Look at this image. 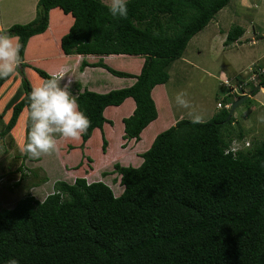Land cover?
<instances>
[{"label": "trees", "instance_id": "obj_1", "mask_svg": "<svg viewBox=\"0 0 264 264\" xmlns=\"http://www.w3.org/2000/svg\"><path fill=\"white\" fill-rule=\"evenodd\" d=\"M229 1L127 0L128 16L122 19L113 18L102 0H38L32 21L5 29L19 37L23 63L16 74L0 78V98L9 79L20 78L18 94L10 90L0 100L2 136L22 134L26 143L31 89L49 79L65 56L81 54L94 57L84 58L80 69L100 67L135 81L104 93L84 88L73 96L91 120L81 141L64 144L82 154L73 168L84 174L92 169L83 167V158L93 161L83 150L97 130L105 152V128L115 124L108 110L120 114L123 145L140 140L143 131L151 141L139 154L140 164L113 163L119 178L112 182L118 180L121 189L76 176L55 181L43 199L28 192L12 207L0 208V264L13 258L19 264H264V139L251 148L244 141L235 160L224 155L236 141L228 130L235 121L233 112L227 119L230 106L245 94L249 99L256 86L264 88V75L256 86L246 84L250 93H231L224 85V97L218 100L222 106H215L204 124L180 118L162 126L165 103L157 104L171 63ZM243 33L235 25L224 44L239 41ZM117 59H128L133 69L111 67L108 62ZM39 60L46 66L37 65ZM127 100L134 103L130 113ZM237 137L242 141V132ZM22 167L12 186L28 176ZM47 180L32 182L30 188Z\"/></svg>", "mask_w": 264, "mask_h": 264}, {"label": "rangeland", "instance_id": "obj_2", "mask_svg": "<svg viewBox=\"0 0 264 264\" xmlns=\"http://www.w3.org/2000/svg\"><path fill=\"white\" fill-rule=\"evenodd\" d=\"M37 1L0 0V28L7 29L13 24H26L32 21L36 15ZM102 1L106 4L109 3V0ZM235 25L242 26L244 33L239 41L226 46L224 44L226 33ZM59 29L60 27L56 31L59 32ZM75 59L65 56V61L61 65H66L68 62L70 66H73ZM108 63L113 68L133 69L128 59H117ZM36 64L46 66L47 63L39 60ZM252 64L255 68L257 65H264V0H230L202 30L189 40L182 57L174 60L169 66V79L163 85L166 100L164 101L165 104L161 106L163 111L159 115L160 119L167 121L165 127L172 125L180 118L191 119L188 109L176 105L175 96L177 93L187 91L188 97L193 103L194 111L208 120L217 111L216 102L224 97L226 88L223 82L229 80L231 84H234L239 82L240 78H246L248 68ZM230 68L239 70L234 75L240 74L234 77ZM58 70L59 68L54 71ZM71 70L72 67H68L64 72L66 77H70L69 74L74 75L71 77L73 78L70 85L72 88L82 82L93 84L97 79L106 83L105 86L99 88L117 89L123 86V82L119 81L120 78L114 77L105 69L99 73L89 72L82 79L75 75L76 69ZM62 81L61 87H63ZM19 84L18 74L16 78L15 76L14 79L10 78L8 87L0 100L5 99L10 90L16 91ZM252 84L257 85L256 82H252ZM249 91L250 87L247 85L245 93H250ZM70 93L75 95L76 91ZM15 94L18 92L16 91ZM157 102L161 105L158 100ZM248 108L251 109L250 113L244 115ZM165 113H168L170 118L165 117ZM107 114L111 116L109 118L115 120L114 126H106L105 128L108 147L103 153L100 130L95 131L92 135L93 138L83 150V154L93 159L89 163L86 158H83V167L93 165L87 174H84L83 170L80 172L73 168L82 155L79 148L70 151L64 145L65 143L79 142L81 139L67 140L59 137L57 138V151L55 153L41 156L39 159H30L27 155L23 157L24 154L20 152V146L23 145L22 134L18 138L15 134L10 136L0 134V208L12 207L20 197L28 192L39 199H43L48 192L53 190L55 181H73L76 176L84 175L89 182L103 180L115 191L121 189L118 180L116 183L112 182L114 177L119 178L115 172H112L113 163L119 162L122 165L132 166L140 164L141 157L139 154L148 148L151 137L146 142V136L142 133L140 142L131 140L123 145L124 140L121 139L120 134V114L113 110H108ZM232 116L235 121L228 126V130L232 133L231 139L234 138L233 140L240 142L242 147L246 146L244 141H248L249 147L247 148H251L255 143L263 140L264 123H260L258 117L264 116V88H259L254 95L249 94V99L243 100L235 107ZM1 128L2 124H0V131ZM221 131L225 137V129L222 128ZM239 132L243 134L242 141H239L240 139L237 137ZM59 145L61 150H58ZM21 165L28 176L20 180L23 182L20 186H12L14 181L20 177L17 167ZM28 168L35 171L37 176L35 177ZM103 172H107V174L103 175ZM45 177L48 179L47 182L30 188V183L41 181Z\"/></svg>", "mask_w": 264, "mask_h": 264}, {"label": "clouds", "instance_id": "obj_3", "mask_svg": "<svg viewBox=\"0 0 264 264\" xmlns=\"http://www.w3.org/2000/svg\"><path fill=\"white\" fill-rule=\"evenodd\" d=\"M107 7L113 18L126 19L128 16L127 0H109ZM21 48L19 37L0 28V78L9 77L23 63ZM65 74V72L50 73L49 79L33 87L28 94L31 128L26 143L20 146V152L30 159H39L41 156L55 153L57 137L79 140L91 127V120L79 110L77 100L68 90L72 81L69 80L61 87ZM175 103L178 107L189 110L194 125L207 122L201 114L194 111L187 91L177 93ZM258 121L264 123V116L258 117ZM242 150L240 142L233 141V144L224 151V155H231L235 160L236 154ZM8 264H19V262L13 258Z\"/></svg>", "mask_w": 264, "mask_h": 264}, {"label": "crops", "instance_id": "obj_4", "mask_svg": "<svg viewBox=\"0 0 264 264\" xmlns=\"http://www.w3.org/2000/svg\"><path fill=\"white\" fill-rule=\"evenodd\" d=\"M240 39V38H239ZM92 57H94V56H92V55H81V54H72V55H69V58H76L75 60H73L74 62V64H73V66L71 65H69L68 64V62L66 63V65L64 64V65H60V66H58V67H55V68H52L51 70H50V73H60V72H64V70H66V69H68V67H72V70L71 71H73L74 69H76V73H75V75L79 78H83V77H85L89 72H96V73H99V72H101L104 68H100V67H90V66H85L84 68H82V69H80V63H81V61L84 59V58H92ZM90 60V59H89ZM59 68V70L58 71H54L55 69H58ZM231 69V72H233V75H234V73H237L239 70H235L234 68H230ZM54 72H53V71ZM107 71V70H106ZM70 75V77H66V76H64V78L62 79L63 81H62V83H63V86H64V84L65 83H67L69 80H71L72 81V79L73 78H71L72 76H74L73 74H72V76H71V74H69ZM114 76V75H113ZM114 77H117V76H114ZM70 78V79H69ZM118 78H120V82H123L122 83V87H126V86H130L131 84H133L134 83V81H135V79L134 78H121V77H118ZM84 81V80H83ZM80 83V82H79ZM88 85H91V86H88ZM106 85V83H104L103 81H101V80H95L94 82H93V84H90V82L88 83V84H86V83H84V82H82V83H80V85L78 84V85H76V86H73V88L72 87H69V89L68 90H70L69 92H71V91H76V93H78V91H82L84 88H87V89H89V90H92V91H95V92H100V93H104V92H107V91H109L110 89H112V88H99V87H103V86H105ZM120 88V87H119ZM162 88V89H161ZM160 89H161V102L160 103H163L165 100H166V95H165V92L163 91V87H160ZM76 93H74V94H76ZM71 95L73 94V93H70ZM72 96H74V95H72ZM126 105L128 106V111H127V113H130L131 112V110L133 109V105H134V103H133V101H129V100H127L126 101ZM166 122L167 121H162L161 123H162V126L164 125V124H166ZM150 127H152V125H149ZM158 127H155V129H153V132L155 131V132H158ZM143 134H144V131H143ZM156 134V133H155ZM154 134V135H155ZM153 135V136H154ZM141 136H142V134H141ZM134 141H141V139L140 140H134ZM145 141L146 142H148L147 140H146V138H145ZM48 181V180H47Z\"/></svg>", "mask_w": 264, "mask_h": 264}, {"label": "built area", "instance_id": "obj_5", "mask_svg": "<svg viewBox=\"0 0 264 264\" xmlns=\"http://www.w3.org/2000/svg\"><path fill=\"white\" fill-rule=\"evenodd\" d=\"M239 74H236V75L238 76ZM236 75H234V77ZM263 75H264V65H257L256 68H255L254 65L252 64L248 68V71L246 73V78H240L239 82L234 83V84H231L229 80H225L223 82V84L227 88H230L231 89V93L244 94L245 92H243V90L241 91V89L243 88L245 90V86H246V84L248 82H256L257 83L258 77L263 76ZM242 79H244V80H242ZM220 101L217 102V104H216L217 107H221L222 106L221 103H220ZM225 106L226 107H229V105H225Z\"/></svg>", "mask_w": 264, "mask_h": 264}, {"label": "water", "instance_id": "obj_6", "mask_svg": "<svg viewBox=\"0 0 264 264\" xmlns=\"http://www.w3.org/2000/svg\"><path fill=\"white\" fill-rule=\"evenodd\" d=\"M260 87L259 86H256L254 90H258ZM248 97L247 94L243 95L241 98L235 100L231 106H230V109H229V114L227 116V119H229L231 117V113L233 112V110L235 109L236 106H238L243 100H245L246 98Z\"/></svg>", "mask_w": 264, "mask_h": 264}]
</instances>
